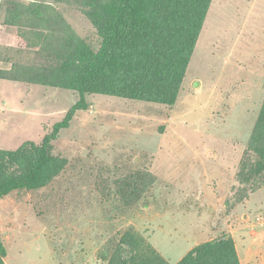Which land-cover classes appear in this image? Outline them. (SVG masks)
Instances as JSON below:
<instances>
[{
	"label": "rangeland",
	"instance_id": "1",
	"mask_svg": "<svg viewBox=\"0 0 264 264\" xmlns=\"http://www.w3.org/2000/svg\"><path fill=\"white\" fill-rule=\"evenodd\" d=\"M10 1L0 0V30ZM15 1L53 4L99 47L83 0ZM65 22L49 26L64 33ZM21 34L16 45L0 44V68L13 74L53 61L48 32ZM79 99L78 91L0 78V148L40 143ZM88 100L54 142L66 168L41 189L0 200L6 264H107L100 256L131 227L170 264L222 237L234 239L242 264H264V187L239 201L238 179L264 102V0L212 1L175 105Z\"/></svg>",
	"mask_w": 264,
	"mask_h": 264
},
{
	"label": "trees",
	"instance_id": "2",
	"mask_svg": "<svg viewBox=\"0 0 264 264\" xmlns=\"http://www.w3.org/2000/svg\"><path fill=\"white\" fill-rule=\"evenodd\" d=\"M212 1L83 0L100 38L96 49L66 24L53 4L11 0L5 23L18 27L20 38L24 27L35 31L37 39L48 32L55 58L37 67L14 66L13 74L0 68V78L78 91L80 99L40 143L27 140L16 149L0 148V200L22 189H41L66 168L67 160L54 153V142L79 111L89 108L88 95L175 105ZM62 22L65 34L49 26ZM238 179L245 184L239 201L264 187V102ZM6 254L0 240V264H6ZM100 258L107 264H170L133 227L111 254ZM178 264L242 263L234 239L222 237L196 247Z\"/></svg>",
	"mask_w": 264,
	"mask_h": 264
},
{
	"label": "crops",
	"instance_id": "3",
	"mask_svg": "<svg viewBox=\"0 0 264 264\" xmlns=\"http://www.w3.org/2000/svg\"><path fill=\"white\" fill-rule=\"evenodd\" d=\"M23 41L19 36V29L14 25L5 24L0 30V44L2 45H16ZM7 80V79H5Z\"/></svg>",
	"mask_w": 264,
	"mask_h": 264
},
{
	"label": "water",
	"instance_id": "4",
	"mask_svg": "<svg viewBox=\"0 0 264 264\" xmlns=\"http://www.w3.org/2000/svg\"><path fill=\"white\" fill-rule=\"evenodd\" d=\"M195 86H199V82H196Z\"/></svg>",
	"mask_w": 264,
	"mask_h": 264
}]
</instances>
